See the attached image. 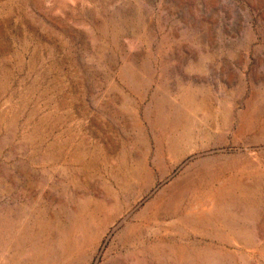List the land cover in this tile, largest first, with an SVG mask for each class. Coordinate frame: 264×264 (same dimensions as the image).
Segmentation results:
<instances>
[{
	"label": "rangeland",
	"instance_id": "obj_1",
	"mask_svg": "<svg viewBox=\"0 0 264 264\" xmlns=\"http://www.w3.org/2000/svg\"><path fill=\"white\" fill-rule=\"evenodd\" d=\"M0 264H264V0H0Z\"/></svg>",
	"mask_w": 264,
	"mask_h": 264
}]
</instances>
